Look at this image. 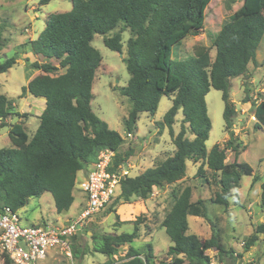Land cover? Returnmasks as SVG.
<instances>
[{"label":"trees","instance_id":"16d2710c","mask_svg":"<svg viewBox=\"0 0 264 264\" xmlns=\"http://www.w3.org/2000/svg\"><path fill=\"white\" fill-rule=\"evenodd\" d=\"M51 1L40 0V4ZM70 1L72 9L50 14L45 29L31 42L34 54L49 61L31 65L40 73L23 88V94L44 99L46 107L32 138L22 124H14L8 133L13 147L0 149V211L10 207L19 212L31 198L49 192L57 212H68L75 201L73 191L79 172L97 163L103 151L115 153L114 171L131 157V152H120L123 137L110 129L91 105L96 72L103 61L92 42L96 35L105 36L117 28L121 30L105 37L104 43L110 50L122 53V34L130 32L125 59L130 79L121 90L131 104L126 130L132 134L141 114L155 115L162 97L173 96L164 123L174 138L175 152L142 174L122 179L115 201L147 200L154 192L179 183L186 176L188 161L201 163L197 176L210 172L219 187L212 199L217 205L229 207L230 194L240 187L244 176L254 177L252 186L259 181L254 168L240 161L241 146L235 144L233 134L224 147L216 144L207 150L212 122L206 96L212 88L222 92L223 118L226 129L231 130L236 113L230 96L231 81L245 76L250 63L256 60L264 36V0H246L223 22L218 33L209 34L216 50L214 61L211 49L203 45L196 46L187 59L178 56L183 41L204 29L211 0ZM4 45L0 35V53ZM15 64L13 57L0 63V75ZM62 68L66 70L63 74L53 75ZM10 106L8 98L0 94V128L6 126ZM180 111L184 115L183 125L174 137L173 126ZM254 117L256 128H264V100L256 104ZM188 133L194 138H188ZM228 150L235 153L231 163H226ZM261 190L264 211V183ZM192 193L191 186L172 192L174 203L162 227L173 243L168 250L173 260L160 264H210L205 254L208 250H218L222 262L225 258L235 261L234 252L225 249L216 233L204 241L189 233V216L209 220L204 200L193 202ZM138 222L139 219L134 222L132 233L94 234L95 251L112 256L120 247L134 242L140 237ZM259 234H264V224L247 238L245 251L255 245ZM73 239L77 241L76 236ZM72 246L75 257L86 255V249L80 251L75 243ZM153 259V247L149 244L147 252L130 248L123 260L109 264H150ZM6 262L11 263L9 259Z\"/></svg>","mask_w":264,"mask_h":264},{"label":"rangeland","instance_id":"374dc122","mask_svg":"<svg viewBox=\"0 0 264 264\" xmlns=\"http://www.w3.org/2000/svg\"><path fill=\"white\" fill-rule=\"evenodd\" d=\"M245 1L211 0L206 11L204 29L198 35L189 36L183 41L178 51L179 58L181 60L189 58L196 46L203 45L211 49L210 56L214 61L216 50L209 34L218 33L223 22L240 9ZM72 6L70 0H52L47 5H41L40 0H0V35L5 43L0 53V63L11 57L16 59V64L8 72L0 75V94L5 95L11 104L5 121L6 126L0 128V149L13 147L8 133L14 124H22L30 138L37 131L46 102L30 94H23V88L40 73L39 70L32 69L31 65L49 60L43 56H36L31 42L45 29L50 14L70 11ZM120 30L121 28H117L105 36L96 35L92 42L93 47L101 53L103 61L96 72L94 99L91 105L94 113L105 121L110 129L123 137L124 143L120 152L132 154L123 169L129 170L130 176L135 177L157 166L175 152L174 138L164 123V116L172 107L174 97H162L155 115L141 114L136 130L129 135L125 121L131 104L121 90L128 85L130 79L125 63L130 32L126 30L122 34L124 46L122 53L110 50L104 43L105 37H112ZM52 62L57 65L55 61ZM65 71L62 68L53 75H61ZM230 96L236 109L231 130L226 129L223 118L222 92L212 88L206 96L208 114L212 122L206 147L208 151L216 144L224 147L233 134L235 144L241 146L240 161L249 163L254 168V176L259 178L255 185H251L253 176H244L240 187L230 194L229 207L214 204L212 199L219 191V187L212 181L210 172L197 176L201 163L188 161L186 176L179 183L154 192L147 200L133 198L130 203H124L116 202L115 198L100 213L87 219L86 225L76 236L77 241L74 239L70 241L72 257L67 256L63 250L54 249L49 252L47 259L40 261L39 264H109L123 260L130 248L145 253L149 244L154 252V259L150 264L171 262L173 259L168 250L173 243L162 227V222L173 206V190L187 186L192 187L193 202L204 200L209 216V220L189 216V233L203 241L216 233L226 250L239 254L235 261L225 258L224 264H264V234H259V240L255 245L249 251H245L247 238L255 232L257 226L264 224V211L261 205V185L264 183V128H256L257 121L254 117L256 104L264 100V36L255 62L249 65L248 73L231 81ZM183 118V112L180 111L173 126L174 137L181 131ZM186 127L188 128V125ZM187 137L194 138L190 133ZM234 158L235 153L228 150L226 163H231ZM91 166L93 168V165ZM81 181L78 178L73 191L75 201L68 213L59 214L52 194L46 192L40 197L31 198L18 212L21 224L25 227L45 224L61 226L65 224L67 218L73 220L78 218L87 203L86 193L79 188ZM43 217L47 222L38 223ZM138 219L140 237L134 242L120 247L112 256L95 251L92 239L94 234L132 233L136 227L134 222ZM74 243L80 251L86 249L83 258L74 256L72 246Z\"/></svg>","mask_w":264,"mask_h":264},{"label":"built area","instance_id":"2783aa9c","mask_svg":"<svg viewBox=\"0 0 264 264\" xmlns=\"http://www.w3.org/2000/svg\"><path fill=\"white\" fill-rule=\"evenodd\" d=\"M114 156L112 151L100 154L87 178L79 183L80 190L87 195L86 207L78 218L64 225L25 227L18 212L10 207L0 211V263L9 259L12 264H39L54 249L63 250L72 257L70 241L84 228L87 219L100 213L118 196L121 180L131 177L129 170L123 169L124 165L117 171L112 170ZM205 254L210 264H224L218 250H208ZM234 258L238 259L239 254L234 253Z\"/></svg>","mask_w":264,"mask_h":264},{"label":"crops","instance_id":"0c3cea01","mask_svg":"<svg viewBox=\"0 0 264 264\" xmlns=\"http://www.w3.org/2000/svg\"><path fill=\"white\" fill-rule=\"evenodd\" d=\"M91 170H92V166H89L88 168H85L83 171L79 172L78 178L81 179V180L87 178V176L89 175V173H90ZM68 212H65V214L68 213ZM71 220H73V218L72 219L67 218L64 223H67L68 221H71ZM57 221H58V219H57ZM40 222H41V224H45V222H47V221H45V218L43 217L38 223H40Z\"/></svg>","mask_w":264,"mask_h":264}]
</instances>
